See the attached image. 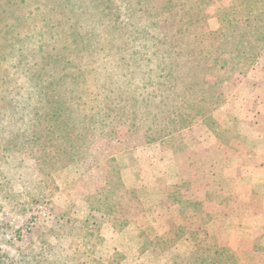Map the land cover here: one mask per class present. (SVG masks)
Listing matches in <instances>:
<instances>
[{"label": "rangeland", "instance_id": "obj_1", "mask_svg": "<svg viewBox=\"0 0 264 264\" xmlns=\"http://www.w3.org/2000/svg\"><path fill=\"white\" fill-rule=\"evenodd\" d=\"M0 264H264V0H0Z\"/></svg>", "mask_w": 264, "mask_h": 264}, {"label": "trees", "instance_id": "obj_2", "mask_svg": "<svg viewBox=\"0 0 264 264\" xmlns=\"http://www.w3.org/2000/svg\"><path fill=\"white\" fill-rule=\"evenodd\" d=\"M235 47H236V46H235ZM256 56H258V55L256 54V55L253 57V59L256 58ZM113 159H114V158H113ZM113 159H112V160H113ZM112 160H111V161H112ZM105 163H107V161H106ZM115 188L117 189V191L119 190L118 187H115ZM121 189H122V188H121Z\"/></svg>", "mask_w": 264, "mask_h": 264}]
</instances>
